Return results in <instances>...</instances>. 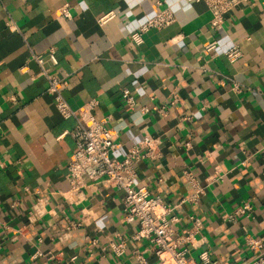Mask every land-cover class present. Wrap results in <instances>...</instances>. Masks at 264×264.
Listing matches in <instances>:
<instances>
[{"label": "crops", "instance_id": "crops-1", "mask_svg": "<svg viewBox=\"0 0 264 264\" xmlns=\"http://www.w3.org/2000/svg\"><path fill=\"white\" fill-rule=\"evenodd\" d=\"M156 1L0 0V264H135V249L158 263L150 242L133 238L138 223L126 222L121 190L102 182L68 192L77 120L62 117L34 58L51 47L66 100L74 109L100 101L93 112L109 116L117 156L156 140L159 155L137 162L136 182L173 207L178 249L243 264L252 255L246 236L264 241V0H243L220 29L205 3L162 0L175 20L133 42ZM66 4L69 19L60 16ZM234 45L236 62L225 54ZM188 174L204 189L196 201H182L195 191ZM246 201L250 215L227 216ZM191 216L201 226L187 238ZM121 239L127 251L117 256L110 243Z\"/></svg>", "mask_w": 264, "mask_h": 264}, {"label": "built area", "instance_id": "built-area-1", "mask_svg": "<svg viewBox=\"0 0 264 264\" xmlns=\"http://www.w3.org/2000/svg\"><path fill=\"white\" fill-rule=\"evenodd\" d=\"M188 2H203L206 4L212 17L210 26L214 29L222 28L226 15L238 6L243 0H187ZM157 13L148 18L130 35L135 43L143 42V34L151 28H164L175 20L174 11L170 6H164L162 0H157ZM60 16L69 19L71 12L66 4L60 8ZM116 16L114 11L102 14L99 21L104 23ZM207 50H216L217 42H209ZM227 58L236 62L242 51L238 45H234L225 52ZM34 58L40 66L42 74L47 80L46 92L52 96L55 106L63 118H76L77 123L70 131L76 143V150L71 155L66 171V178L70 185L68 192L76 196L89 186H97L106 182L112 187L123 192L124 218L126 222L138 223V229L133 235L136 240L147 239L158 257L157 264H218L212 260L207 250L199 253V260L189 254L187 249H178L182 240L175 238V224L178 218L171 214L173 207L167 204L159 195L152 194L147 186L136 182L137 170L135 165L143 158H153L159 155L156 140L145 136L137 144H134L124 156L115 154L119 143L115 139V131L108 125L109 116L97 117L93 110L99 104V100L91 99L81 108L74 109L66 100L63 90L68 85L67 76H60L49 67L58 63L55 50L51 47L46 55L34 54ZM235 88L238 89V86ZM123 98L127 106L133 108L137 105L134 94L127 88L123 91ZM143 112L152 109L162 110L159 106L141 105ZM190 182L195 191L182 201H196L204 192L192 174H188ZM252 204L248 201L237 206L232 213L227 214L229 218L235 219L241 214L250 215ZM36 216V213L34 214ZM38 216V215H37ZM194 227L190 229L186 237L199 232L201 226L200 218L191 216ZM245 243L252 253L251 257L243 264H264V241L253 235H247ZM114 253L122 256L127 251L124 239L111 241ZM146 250L135 249L133 257L135 264H151L145 254ZM51 264H57L51 261ZM64 264H71L65 262Z\"/></svg>", "mask_w": 264, "mask_h": 264}]
</instances>
